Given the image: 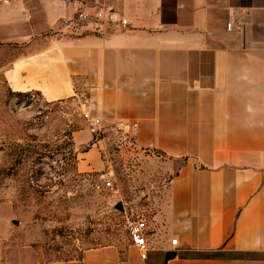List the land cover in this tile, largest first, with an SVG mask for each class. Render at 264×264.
Wrapping results in <instances>:
<instances>
[{"label":"crops","instance_id":"1","mask_svg":"<svg viewBox=\"0 0 264 264\" xmlns=\"http://www.w3.org/2000/svg\"><path fill=\"white\" fill-rule=\"evenodd\" d=\"M82 4L111 5L130 25L58 28ZM0 30L25 49L4 72L13 91L80 96L104 124L136 122L137 156L168 175L145 259L103 246L54 264H264V0H15L0 5ZM106 164L92 145L77 170Z\"/></svg>","mask_w":264,"mask_h":264},{"label":"rangeland","instance_id":"2","mask_svg":"<svg viewBox=\"0 0 264 264\" xmlns=\"http://www.w3.org/2000/svg\"><path fill=\"white\" fill-rule=\"evenodd\" d=\"M1 35L0 264L79 261L85 250L103 246L123 259L129 224L147 219L167 181L163 164L111 147L102 154L104 170L79 172L78 159L89 147L74 141L87 129L80 96L50 101L38 91H13L4 72L25 49L3 43ZM107 180L113 190L95 188Z\"/></svg>","mask_w":264,"mask_h":264},{"label":"built area","instance_id":"3","mask_svg":"<svg viewBox=\"0 0 264 264\" xmlns=\"http://www.w3.org/2000/svg\"><path fill=\"white\" fill-rule=\"evenodd\" d=\"M75 6L74 2H72ZM86 25L92 26L95 30L102 28H126L130 25L127 18L118 14L111 5L105 4H82L77 5L72 14L63 17L58 21V28H69L74 30ZM232 22L226 23V29L230 30ZM82 119L85 127L92 134V145H97L102 154H107L111 147L117 148L119 153H127L130 156H137L136 134L138 124L125 121H114L104 124L102 119L92 116L88 111H82ZM97 190H113L114 186L110 180L103 184L95 185ZM146 223L139 219L129 224V240L134 246L141 259H145L148 245L145 240ZM176 244V239L171 240Z\"/></svg>","mask_w":264,"mask_h":264},{"label":"water","instance_id":"4","mask_svg":"<svg viewBox=\"0 0 264 264\" xmlns=\"http://www.w3.org/2000/svg\"><path fill=\"white\" fill-rule=\"evenodd\" d=\"M115 207H116V209H118V210H122V209H123L121 203H118ZM14 224H17V222L14 221ZM173 256H174V254H173L172 252H168V253H166L165 259H166V260H167V259H170V258H172Z\"/></svg>","mask_w":264,"mask_h":264},{"label":"trees","instance_id":"5","mask_svg":"<svg viewBox=\"0 0 264 264\" xmlns=\"http://www.w3.org/2000/svg\"><path fill=\"white\" fill-rule=\"evenodd\" d=\"M87 145H88L89 147H87V148H85L84 150H82V152H85V151L89 150V149L91 148V146H92V143H88Z\"/></svg>","mask_w":264,"mask_h":264}]
</instances>
